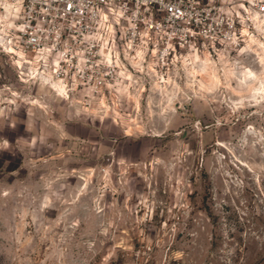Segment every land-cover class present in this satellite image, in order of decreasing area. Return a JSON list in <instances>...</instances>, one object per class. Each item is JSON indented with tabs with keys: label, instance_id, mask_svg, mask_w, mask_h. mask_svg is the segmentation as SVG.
<instances>
[{
	"label": "rangeland",
	"instance_id": "1",
	"mask_svg": "<svg viewBox=\"0 0 264 264\" xmlns=\"http://www.w3.org/2000/svg\"><path fill=\"white\" fill-rule=\"evenodd\" d=\"M263 1L200 0L237 43L164 57L113 24L110 76L61 94L0 30V264H264Z\"/></svg>",
	"mask_w": 264,
	"mask_h": 264
},
{
	"label": "built area",
	"instance_id": "2",
	"mask_svg": "<svg viewBox=\"0 0 264 264\" xmlns=\"http://www.w3.org/2000/svg\"><path fill=\"white\" fill-rule=\"evenodd\" d=\"M255 9L264 14V1ZM155 10L162 12L157 19ZM208 12L200 0H0V30L13 53L30 66L50 68L61 82L100 84L120 61L113 24L123 28L126 22L120 38L129 51L161 28L163 57L195 41L237 43L227 32L215 31Z\"/></svg>",
	"mask_w": 264,
	"mask_h": 264
},
{
	"label": "bare ground",
	"instance_id": "3",
	"mask_svg": "<svg viewBox=\"0 0 264 264\" xmlns=\"http://www.w3.org/2000/svg\"><path fill=\"white\" fill-rule=\"evenodd\" d=\"M252 10V9H251ZM250 10V11H251ZM258 12V11H257ZM256 11H253L250 15L248 14V17H247V19L249 20V19H251L252 20V22L254 23V25H255V27L256 28H259V29H261V30H264V15L263 16H260L258 13H257ZM250 13V12H249ZM0 29H2V31H3V28H1V24H0ZM2 35L4 36V33H2ZM0 38H1V40H0V42L2 43V38L3 37H1L0 36ZM4 47H5V49L8 51V52H14L13 51V49L8 45V44H4ZM261 53H262V55H260L259 56V60L262 62L263 60H264V45L263 44H261ZM17 58H19L20 60H21V56H20V54H18V56H17ZM21 61H23V60H21ZM24 62V61H23ZM264 62V61H263ZM263 65V64H262ZM39 70V69H38ZM204 69H203V67L199 70V72H201V71H203ZM198 70H195V69H192V72H197ZM33 72H35V74H39V75H41V77L44 75L43 74V72L42 73H39V71H37V70H33ZM48 76V75H47ZM51 78H53V76L52 75H49ZM43 78V77H42ZM214 79H216L215 77H214ZM60 82L61 81H58V80H56L55 82H48V81H46V80H44V83H47V85L49 84V88L52 90V91H55L57 94H61L62 93V91H63V88H62V84H60ZM257 92L259 93V94H261V93H263V91H264V82L263 81H261V84H260V86L259 87H257Z\"/></svg>",
	"mask_w": 264,
	"mask_h": 264
}]
</instances>
